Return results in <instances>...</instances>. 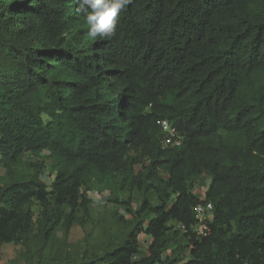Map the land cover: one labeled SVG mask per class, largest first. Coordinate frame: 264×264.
<instances>
[{
    "label": "trees",
    "instance_id": "16d2710c",
    "mask_svg": "<svg viewBox=\"0 0 264 264\" xmlns=\"http://www.w3.org/2000/svg\"><path fill=\"white\" fill-rule=\"evenodd\" d=\"M87 31L78 0H0V249L28 264H264V0H131L113 37ZM91 187L141 204L76 256L58 233L93 222Z\"/></svg>",
    "mask_w": 264,
    "mask_h": 264
},
{
    "label": "rangeland",
    "instance_id": "374dc122",
    "mask_svg": "<svg viewBox=\"0 0 264 264\" xmlns=\"http://www.w3.org/2000/svg\"><path fill=\"white\" fill-rule=\"evenodd\" d=\"M31 160H33V157L26 155L25 162L19 167V171L29 169L28 166ZM46 164L48 166L45 168L43 178L50 183L52 174L50 175L49 162L46 161ZM4 177H6V169L1 166L0 180ZM87 194L92 200L93 222L82 227L75 225L68 232L59 231L58 233L60 245L58 243L56 247L58 248L59 245V248H61L65 245L66 249L76 256L82 255L84 251H100L103 243L112 232L117 233L130 226V222L133 221V214L127 211L128 206L123 202L129 200V207L132 210L138 209L141 204V198L136 192L128 197L122 193H113L109 190L101 191L96 187H91L87 190ZM117 198H119V201H117ZM114 212H118L124 216L123 222H117L113 216ZM0 264L28 263L22 254L20 246L6 243L0 249Z\"/></svg>",
    "mask_w": 264,
    "mask_h": 264
},
{
    "label": "clouds",
    "instance_id": "9594fccd",
    "mask_svg": "<svg viewBox=\"0 0 264 264\" xmlns=\"http://www.w3.org/2000/svg\"><path fill=\"white\" fill-rule=\"evenodd\" d=\"M78 3L79 11L85 14L88 26L86 35L95 41L97 38L105 40L114 36L119 14L131 0H78Z\"/></svg>",
    "mask_w": 264,
    "mask_h": 264
},
{
    "label": "built area",
    "instance_id": "2783aa9c",
    "mask_svg": "<svg viewBox=\"0 0 264 264\" xmlns=\"http://www.w3.org/2000/svg\"><path fill=\"white\" fill-rule=\"evenodd\" d=\"M162 128L164 131L167 132L166 142L172 143V142H180L178 133L175 127H173L168 121L163 120L161 122ZM204 197V196H203ZM213 205L210 202H207L206 204H198L195 207L196 215L198 218V225L196 226V232L198 234H207L209 232V228L207 224L204 222L205 218H211V209Z\"/></svg>",
    "mask_w": 264,
    "mask_h": 264
}]
</instances>
